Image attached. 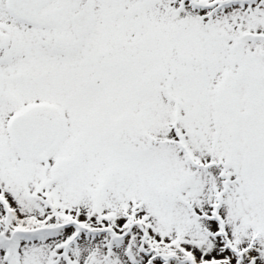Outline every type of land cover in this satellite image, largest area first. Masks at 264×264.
<instances>
[{"label": "snow or ice", "instance_id": "6c2138e0", "mask_svg": "<svg viewBox=\"0 0 264 264\" xmlns=\"http://www.w3.org/2000/svg\"><path fill=\"white\" fill-rule=\"evenodd\" d=\"M0 264H264V0H0Z\"/></svg>", "mask_w": 264, "mask_h": 264}]
</instances>
